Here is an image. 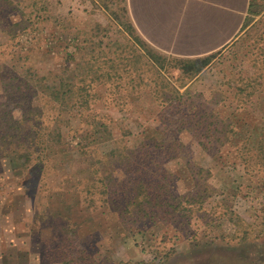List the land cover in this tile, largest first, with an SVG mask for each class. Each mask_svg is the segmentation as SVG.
Wrapping results in <instances>:
<instances>
[{
  "label": "rangeland",
  "instance_id": "rangeland-1",
  "mask_svg": "<svg viewBox=\"0 0 264 264\" xmlns=\"http://www.w3.org/2000/svg\"><path fill=\"white\" fill-rule=\"evenodd\" d=\"M0 206L15 264H264V0L195 58L125 0H0Z\"/></svg>",
  "mask_w": 264,
  "mask_h": 264
},
{
  "label": "crops",
  "instance_id": "crops-1",
  "mask_svg": "<svg viewBox=\"0 0 264 264\" xmlns=\"http://www.w3.org/2000/svg\"><path fill=\"white\" fill-rule=\"evenodd\" d=\"M250 0H125L137 33L151 47L179 58L204 56L226 46L241 28ZM0 206V264H15L23 237ZM20 219V218H18ZM216 258L202 260L214 264Z\"/></svg>",
  "mask_w": 264,
  "mask_h": 264
}]
</instances>
